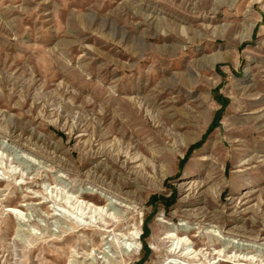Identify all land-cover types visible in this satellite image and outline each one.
<instances>
[{"label": "rangeland", "instance_id": "obj_1", "mask_svg": "<svg viewBox=\"0 0 264 264\" xmlns=\"http://www.w3.org/2000/svg\"><path fill=\"white\" fill-rule=\"evenodd\" d=\"M218 252L264 264V0H0V264Z\"/></svg>", "mask_w": 264, "mask_h": 264}, {"label": "bare ground", "instance_id": "obj_2", "mask_svg": "<svg viewBox=\"0 0 264 264\" xmlns=\"http://www.w3.org/2000/svg\"><path fill=\"white\" fill-rule=\"evenodd\" d=\"M10 211L14 212L16 211L15 208H10ZM170 236L168 237V239H172L173 236L176 237V239L178 240L176 243V246H174V249L172 251H170V253L173 256H177L178 254H180L182 257L186 258V259H191L190 256H192L193 254L196 256H201V251H197L192 247H189V244H192V242H188V240L186 238H183L182 236L179 237V235L174 234V233H169ZM214 236H216V234H214ZM249 249H253V246H248ZM247 248V249H248ZM220 252L216 253V255L218 256L217 258V262L220 261H224V262H232V264H256L257 260H254V258H247L248 256L246 255V259L243 260V258H238V259H234L235 257L229 258V256H226V252L222 254H219ZM227 257L228 259H224L223 257ZM195 257V256H194ZM233 259V260H232ZM199 260V259H198ZM242 262V263H241ZM193 263V261L191 262Z\"/></svg>", "mask_w": 264, "mask_h": 264}]
</instances>
